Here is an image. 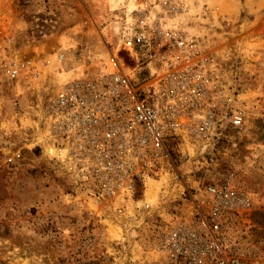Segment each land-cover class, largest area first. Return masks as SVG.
I'll use <instances>...</instances> for the list:
<instances>
[{
    "label": "built area",
    "instance_id": "2783aa9c",
    "mask_svg": "<svg viewBox=\"0 0 264 264\" xmlns=\"http://www.w3.org/2000/svg\"><path fill=\"white\" fill-rule=\"evenodd\" d=\"M196 6L150 0L131 10L114 27L112 48L100 42L79 68H68L61 49L0 54V80L32 81L45 95L35 110L36 140L57 150L71 183L95 206L131 236L143 231V264H264L236 227L259 198L237 187L233 174L164 196L160 189L159 202L144 197L145 182L165 174L173 146L206 149L247 130L233 84L237 50L218 33L219 7ZM20 158L14 152L6 161Z\"/></svg>",
    "mask_w": 264,
    "mask_h": 264
},
{
    "label": "rangeland",
    "instance_id": "374dc122",
    "mask_svg": "<svg viewBox=\"0 0 264 264\" xmlns=\"http://www.w3.org/2000/svg\"><path fill=\"white\" fill-rule=\"evenodd\" d=\"M4 1L0 0V54L14 51L34 57L29 51L50 39L54 43L47 52L66 51L69 69L88 65L87 58L94 59L100 42L112 48L117 22L131 10L150 5V0H33L31 5L13 0L7 8L10 14ZM205 3L207 8L219 7L218 33H228L237 50L232 76L247 130L226 134L232 135L230 141L206 149L173 146L165 174L155 181L164 176L170 180L167 188L163 181L159 186L164 196L233 174L237 187L259 198L236 227L264 260V0H197L196 7ZM47 10L55 15H42ZM36 88L32 81L16 87L0 80V264H143V231L131 236L102 205L95 206L71 183L55 156L57 150L51 154L47 151L52 147L46 149L36 140L35 110L46 98ZM14 152L21 158L8 164Z\"/></svg>",
    "mask_w": 264,
    "mask_h": 264
},
{
    "label": "bare ground",
    "instance_id": "6f19581e",
    "mask_svg": "<svg viewBox=\"0 0 264 264\" xmlns=\"http://www.w3.org/2000/svg\"><path fill=\"white\" fill-rule=\"evenodd\" d=\"M13 0H6V1H4V6L5 5H7V7H6V10H7V12L8 13H10L9 11V9H7L8 8V6L10 5V4H12L11 2H12ZM1 8H2V6H1ZM2 10V9H1ZM3 12H4V10H3ZM5 13V12H4ZM7 14V13H6ZM11 14V13H10ZM9 16H11V15H9ZM54 43V41H50V39H46L45 41H43V42H41V43H39V47L37 48V49H33L32 51H29L30 53H33L34 55V57L36 56H38V55H40V54H42V53H44V50L47 48V46L50 44L51 46L53 45V43ZM54 47V46H53ZM49 49V48H48ZM47 49V50H48ZM29 52H24L23 54H26V53H29ZM62 73H59L58 75H61ZM40 137H41V139L43 138V135L41 136V134H40ZM47 149V148H46ZM48 152H50L51 154H54L56 151H55V149H48ZM164 182V187H168L169 186V182H170V180L166 177V176H164L162 179H161V181H155V180H152V179H148L146 182H145V191H144V197H145V199L149 202V201H151V202H156V201H158L159 200V197L157 196V193H158V189H159V186L160 185H162L163 184V182ZM111 228L113 229V231H116V233L118 232L116 229H115V227H114V225H112L111 226Z\"/></svg>",
    "mask_w": 264,
    "mask_h": 264
},
{
    "label": "crops",
    "instance_id": "0c3cea01",
    "mask_svg": "<svg viewBox=\"0 0 264 264\" xmlns=\"http://www.w3.org/2000/svg\"><path fill=\"white\" fill-rule=\"evenodd\" d=\"M250 12V11H249Z\"/></svg>",
    "mask_w": 264,
    "mask_h": 264
}]
</instances>
